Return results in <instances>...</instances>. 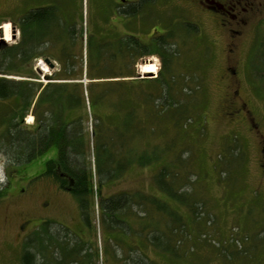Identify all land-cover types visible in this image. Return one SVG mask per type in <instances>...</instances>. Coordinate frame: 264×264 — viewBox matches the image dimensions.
<instances>
[{
	"label": "rangeland",
	"instance_id": "374dc122",
	"mask_svg": "<svg viewBox=\"0 0 264 264\" xmlns=\"http://www.w3.org/2000/svg\"><path fill=\"white\" fill-rule=\"evenodd\" d=\"M7 3V0H0V7L5 9ZM39 3L40 0H15L9 10L0 12V46L13 45L18 40L19 32L12 22L31 5ZM55 3L59 14H64L61 16L64 20L85 30L82 38L84 66L88 32L93 39L110 38L106 34L111 35L112 31L116 32L115 37L123 33L135 35L145 48L157 52L160 41L174 43L186 39L190 37L189 23L196 24L198 31L192 35L199 43L197 53H202L204 61H200L204 67L198 65L202 68L203 91H199L196 98L185 101L182 110L190 113L191 120L184 129L181 128L183 118L177 120L179 128L175 136L172 134L173 117L169 114L156 117L157 136L150 141L157 144L159 158L145 166L134 160L117 178L102 184L103 196L125 192L133 196L119 212L123 223L111 229L107 228V219L98 209L88 210L91 223L87 225L80 215L77 199L60 189L52 178L40 176L45 161L55 156V150L17 167L7 166L0 155V186L4 187L0 196V264H20L24 237L44 220L96 243L101 264H137L135 259L147 264H264V50L258 44L260 36L264 35V26L260 27V34L256 32L258 36L250 27L236 40L232 59L236 63L227 62L237 69V83H233L225 72L227 31L221 25V17L201 10L197 0H155L148 13L139 19L128 14L121 20L110 16L111 12L103 6L104 0H56ZM114 19H117L116 27L109 30L108 21L112 23ZM5 24H9L7 39L4 38ZM60 45L61 42H49L42 57L33 60V69L44 83L45 76H52L60 68L54 57H59ZM182 52L180 62L188 61L185 49ZM211 54L214 62L210 61ZM208 60L211 63H205ZM147 63L154 64L156 69L143 74L141 66ZM161 64L158 55L145 53L136 58L133 69L137 78L154 80ZM81 80L88 81L84 76ZM234 88L238 89L235 105L246 102L248 112L227 115L233 109L225 105L226 94ZM99 111L105 115L111 108L104 103ZM178 115L183 116L182 113ZM33 120L28 114L25 123L31 125ZM88 125L91 126V119ZM140 147L137 145V149ZM168 161L172 172L181 168V181L176 187L180 193L190 192L189 203L199 211L194 215L193 208L191 212V207L184 204L174 205L176 199L170 200L154 179L159 165ZM149 197L158 199L161 207L167 210L174 207L178 218L172 220L167 212L157 210ZM158 231L167 235L171 242L178 240L183 255L173 258L169 252L154 246L147 235ZM240 236L247 240L241 245L235 244ZM200 239L213 242L231 239L234 243L229 242L223 248L221 245L224 250L221 255V249L216 252L208 246L207 240L200 246ZM196 241L200 244H196L195 251L188 252L189 246ZM212 252L215 253L211 255Z\"/></svg>",
	"mask_w": 264,
	"mask_h": 264
},
{
	"label": "trees",
	"instance_id": "16d2710c",
	"mask_svg": "<svg viewBox=\"0 0 264 264\" xmlns=\"http://www.w3.org/2000/svg\"><path fill=\"white\" fill-rule=\"evenodd\" d=\"M189 24L190 37L174 43L162 40L157 52L145 48L135 35L123 33L115 37L116 32L112 31L111 35L106 34L110 38L93 39L88 32L84 66L83 27L76 28L75 23L51 14L50 8L18 17L14 23L18 40L13 45L0 46V155L6 165L23 166L55 150V156L45 161L40 176L52 178L60 189L77 199L80 215L87 225L91 223L88 210L94 209L107 219L108 229L121 225L124 220L119 212L133 196L126 192L103 196L102 184L117 178L134 160L145 166L159 158L157 144L150 141L157 136L156 117L167 114L173 117L175 136L179 128L177 120L183 118L182 129L191 120L190 113L182 110L185 101L203 91L200 67L204 65L200 61H204L202 53H197L199 43L192 35L198 27ZM262 36L258 44L263 51ZM78 40L81 44L77 47ZM51 41L61 42L60 55L54 56L60 68L52 76H45L44 83L33 69V60L42 57ZM184 49L188 61L180 62ZM145 53L156 54L162 61L154 80H142L134 72L136 58ZM83 76L88 80L86 83L81 80ZM104 103L111 108L105 115L99 111ZM181 113L183 116L178 115ZM28 114L34 118L31 125L25 123ZM168 163L159 165L154 179L170 200L176 199L174 205L178 202L191 207L194 215L199 211L189 203L190 192L180 193L176 187L181 181V168L172 172ZM3 192L4 187L0 186V196ZM149 202L157 210L167 212L172 220L178 218L174 207L167 210L154 197H149ZM70 233L55 222L42 221L24 237L20 264H101L98 245ZM147 238L173 258L183 255L178 240L171 242L160 231ZM204 240L200 239V246ZM246 240L247 237L240 236L235 244L241 245ZM229 242L233 240H207L216 252L221 249V255ZM196 244L200 243L194 242L187 251L193 253ZM135 263L145 262L135 259Z\"/></svg>",
	"mask_w": 264,
	"mask_h": 264
},
{
	"label": "flooded vegetation",
	"instance_id": "af4514ba",
	"mask_svg": "<svg viewBox=\"0 0 264 264\" xmlns=\"http://www.w3.org/2000/svg\"><path fill=\"white\" fill-rule=\"evenodd\" d=\"M7 1L8 3L6 4V8L2 9L0 7V12L9 10L14 5L15 0ZM154 1L155 0H104L103 6L106 10L111 12V17H118L120 18L119 20H121V17L123 18V16L125 17V15L128 14L132 15L135 19H139L141 16L148 13V8L151 7V4ZM55 2L56 0H40L39 4L31 5L32 7H30L25 13L41 8H50L51 14L58 16L64 15L59 14V9ZM197 2L201 10L216 13V15L221 17V25L227 31L226 50L224 56V60L226 62L225 72L233 83H237V69L234 66L231 67L227 65V62L233 64L236 63V61L232 60L233 54L236 51V40L240 38L246 29L252 27L254 31L253 33L256 34L260 27L264 26V0H197ZM15 22L16 21H13L12 24L14 25ZM116 22L117 19H114L112 23L108 21L109 30H111L112 27H116ZM208 46H206V48ZM209 58L211 62H214V59L212 60V54ZM207 62H209V60L206 61V63ZM157 75L158 74H156V76ZM226 95L227 97L225 100L227 101L225 105L227 108L233 109L230 112H227V115L232 113L238 115V113L242 111L248 112L245 109L246 102H240L238 106L235 105V102L238 99L237 88L232 89V92H228Z\"/></svg>",
	"mask_w": 264,
	"mask_h": 264
},
{
	"label": "bare ground",
	"instance_id": "6f19581e",
	"mask_svg": "<svg viewBox=\"0 0 264 264\" xmlns=\"http://www.w3.org/2000/svg\"><path fill=\"white\" fill-rule=\"evenodd\" d=\"M9 24H5L4 25V38L7 39L9 37ZM156 67L154 64H151V63H147V64H144L141 66V69L140 71L143 73V74H150L152 73L153 71H155Z\"/></svg>",
	"mask_w": 264,
	"mask_h": 264
},
{
	"label": "water",
	"instance_id": "95a60500",
	"mask_svg": "<svg viewBox=\"0 0 264 264\" xmlns=\"http://www.w3.org/2000/svg\"><path fill=\"white\" fill-rule=\"evenodd\" d=\"M46 62H49L48 59H45ZM50 66H52V64L49 63Z\"/></svg>",
	"mask_w": 264,
	"mask_h": 264
}]
</instances>
